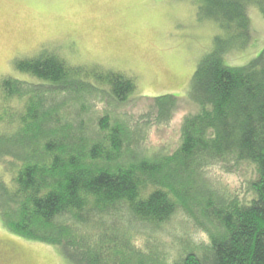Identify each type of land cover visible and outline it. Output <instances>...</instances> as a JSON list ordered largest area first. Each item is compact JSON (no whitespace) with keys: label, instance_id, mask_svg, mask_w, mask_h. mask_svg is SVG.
Returning <instances> with one entry per match:
<instances>
[{"label":"trees","instance_id":"obj_1","mask_svg":"<svg viewBox=\"0 0 264 264\" xmlns=\"http://www.w3.org/2000/svg\"><path fill=\"white\" fill-rule=\"evenodd\" d=\"M195 1L231 35L216 36L198 62L187 92L198 109L182 118L174 146L149 152L141 125L96 111L93 92L117 105L132 97L135 81L120 72L41 51L14 62L32 79L2 76V100L23 101L6 113L13 130L0 131V165L11 174L0 176L8 232L59 246L74 264H264V46L242 65L224 59L249 41L248 6L264 15V0ZM151 98L145 123L169 121L180 97ZM219 164L251 165V192L217 184L207 170ZM175 216L176 226L194 225L207 240L171 237L177 248L169 252L163 229Z\"/></svg>","mask_w":264,"mask_h":264},{"label":"rangeland","instance_id":"obj_2","mask_svg":"<svg viewBox=\"0 0 264 264\" xmlns=\"http://www.w3.org/2000/svg\"><path fill=\"white\" fill-rule=\"evenodd\" d=\"M248 15L250 39L243 48L224 53L227 65L247 63L264 46V15L255 4L248 6ZM218 35L226 39L231 31L219 32L216 22L199 13L195 0H0V81L4 75L32 79L17 72L14 62L41 51L55 52L68 64L131 77L136 87L125 103L103 100L96 92L91 96L98 99L96 111L106 107L111 115L121 114L141 125L138 130L150 152L159 146H174L182 118L197 111L187 92L198 62L213 48ZM164 94L180 97L171 119L145 123L152 115L151 97ZM22 105V100L5 102L0 95V131L13 130L6 113ZM207 172L217 184L241 197L251 192L254 171L249 164L230 171L219 164ZM10 175L0 165V176L8 181ZM180 218L173 217L163 229L170 236L163 238L169 252L177 248L171 237L188 244L207 240L194 225L176 226ZM136 244L142 246L143 241L137 238ZM0 264L74 263L59 246L17 237L0 220Z\"/></svg>","mask_w":264,"mask_h":264}]
</instances>
